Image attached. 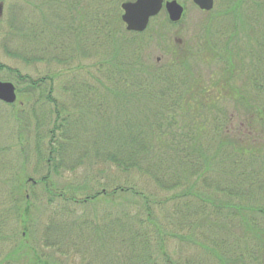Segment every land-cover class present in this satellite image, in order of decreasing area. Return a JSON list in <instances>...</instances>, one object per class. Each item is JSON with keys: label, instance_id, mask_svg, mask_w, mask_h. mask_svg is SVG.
<instances>
[{"label": "trees", "instance_id": "1", "mask_svg": "<svg viewBox=\"0 0 264 264\" xmlns=\"http://www.w3.org/2000/svg\"><path fill=\"white\" fill-rule=\"evenodd\" d=\"M123 1L130 0L65 1L73 30L62 32L100 55L87 70L79 63L72 84L61 87L71 101L53 90L69 71L37 78L0 64V79L18 94L0 109L17 110L16 118L29 112L17 138L25 141L24 130L31 144L9 162L0 148V264L22 256L31 264H180L167 252L169 228L174 238L201 234L198 244L218 264H264L253 222L257 211L264 216V2L234 5L253 37L212 25L151 62V38L123 29ZM88 19L92 41L82 30ZM52 48L20 57L66 67ZM80 171L85 182L59 183ZM231 227L244 228L243 239ZM45 250L66 260L46 261Z\"/></svg>", "mask_w": 264, "mask_h": 264}, {"label": "rangeland", "instance_id": "2", "mask_svg": "<svg viewBox=\"0 0 264 264\" xmlns=\"http://www.w3.org/2000/svg\"><path fill=\"white\" fill-rule=\"evenodd\" d=\"M62 3L61 6L58 7L59 3ZM66 0H0V64L3 66H7L10 68L19 69L23 74H28L32 77H42L46 73H56L59 71L67 70L70 72L67 78H63L60 81L56 80L54 83V96L60 97L65 101H71L70 96L67 93L60 92L62 86H70L72 84L71 78L77 74L76 69L79 63L83 64V69H88L89 65L93 63L99 62V56L95 54L96 49L90 50V44H87V47L83 44L84 40L77 39L76 35H68L62 32L66 30L68 32L72 31L73 28L69 27V20H67V12L74 10L69 4L65 3ZM173 1V0H166ZM177 3L183 6L184 15L180 22L177 25L171 26V24H167L166 20V11H162L155 19H153L148 27V31L145 33L141 40H147L151 38L152 42L148 56L150 57L151 62L154 61H165L167 59L168 47L173 44H179L182 46L183 44H194V41L198 35H200V30L205 36V28L213 25V29L219 30L220 28H224L225 25L229 26L228 30L230 32L236 31L235 37L247 39L249 37H253L254 33L252 29L249 27L247 29L242 30L240 25V21L238 20V14L240 12V8L236 7L235 4L237 0H214L215 7L211 12L203 13L200 11L194 4L193 0H176ZM255 2H264V0H253ZM126 2H134V0L123 1L118 5L120 7V14L122 17L123 11L121 9V5ZM114 6V5H113ZM235 9L234 11L232 9ZM115 9V6H114ZM116 10V9H115ZM264 13V12H263ZM85 16L88 13L84 14ZM240 15V14H239ZM168 16V15H167ZM112 17V16H111ZM169 20V18H168ZM87 29H82L85 32V39H90L92 41V34H90L89 26L91 27V20L88 19L86 23ZM123 28V27H122ZM126 27L124 26L123 29ZM234 29V30H233ZM251 33V34H249ZM108 35V32H105V36ZM130 36V35H128ZM202 36V35H200ZM29 38L26 40V38ZM106 37H104L105 39ZM110 38V37H108ZM36 39H40L41 43H43V47L46 43H49L53 48L50 49L52 52L58 51L63 54V57L67 59L66 67L59 66L55 63L49 64L48 62H32L26 63L20 56H24L28 59L33 57H39L41 48L37 45L34 47H29L28 44L31 41ZM169 39L170 41H167ZM39 41V40H38ZM166 41V42H164ZM81 43V47L80 46ZM171 43V44H170ZM99 46H102L101 44ZM88 51L87 54H84V51ZM98 51H103L100 49ZM91 53L93 57H86L82 59L81 57H85V55H89ZM97 65V64H96ZM66 71V72H67ZM98 68L96 67L97 72ZM80 75V73H79ZM82 75V74H81ZM86 75V73H83ZM67 79V84H63L62 81ZM0 81H5L4 79H0ZM70 93V92H69ZM18 101V100H17ZM17 103V102H16ZM15 103V104H16ZM6 105V104H5ZM17 110L13 111L11 108H2L0 109V148H7L9 152L7 157L5 158L8 162L11 160L17 159L20 155V145H24V150L30 149V142H28V132L24 130H20V132L26 133L23 135L25 141H18V132L19 127L25 125L26 117L28 113H25L20 118H16ZM2 161V160H0ZM33 163L30 161V166H28V174L31 175V170H33ZM40 174V173H39ZM36 173V178H39L40 175ZM74 177L78 178L82 182H85L83 171H80L76 175H65L63 179L59 180L61 185L72 184L74 181ZM32 180H30L31 182ZM140 182L142 180H139ZM85 187V183L83 184ZM150 189V188H148ZM161 197L169 196L167 193H161ZM261 196V195H260ZM258 201L261 202V197L257 198ZM264 206V201L261 203ZM260 208V207H258ZM264 209V208H261ZM258 212V211H257ZM257 214L254 216V224L256 225L255 233L257 234V242L260 241L264 244V216L262 214ZM47 214V212H46ZM231 234L235 235L238 239H243L244 228H230ZM168 232L172 234V237L166 238V247L167 252L170 254L173 262L180 261V264H183V261L187 264H218L211 257V254L203 249L202 246L198 243L202 242L199 238L201 234L194 235L193 237H189L188 231H179V237L174 238L173 233H177L176 230H172V228L168 229ZM214 233V232H213ZM213 237L217 238L218 234H212ZM238 236V237H237ZM181 237H185L183 240ZM19 238V237H18ZM238 241V240H237ZM242 241V240H241ZM238 243V242H236ZM44 255L50 257V259L46 260L52 262V259H62L61 263H64L66 259L61 256H58L54 252L50 250L43 251ZM40 254V252H39ZM41 256V255H40ZM22 260V261H21ZM20 262L17 264H31L34 259L31 256L25 258V256L21 257Z\"/></svg>", "mask_w": 264, "mask_h": 264}, {"label": "water", "instance_id": "3", "mask_svg": "<svg viewBox=\"0 0 264 264\" xmlns=\"http://www.w3.org/2000/svg\"><path fill=\"white\" fill-rule=\"evenodd\" d=\"M193 4L202 12H211L215 7L214 0H193ZM122 21L129 33H145L152 19L163 9L167 12L169 21L177 24L184 15V8L176 0H135L121 5ZM18 100L17 88L11 82L0 81V102L13 105Z\"/></svg>", "mask_w": 264, "mask_h": 264}]
</instances>
